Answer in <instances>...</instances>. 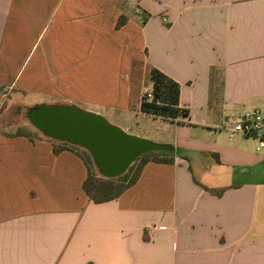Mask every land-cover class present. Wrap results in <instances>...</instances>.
<instances>
[{
  "label": "crops",
  "instance_id": "obj_1",
  "mask_svg": "<svg viewBox=\"0 0 264 264\" xmlns=\"http://www.w3.org/2000/svg\"><path fill=\"white\" fill-rule=\"evenodd\" d=\"M152 69L186 118L140 111ZM37 104L169 144L172 162L95 203L83 161L9 117ZM254 109L264 0H0V264H264V150L227 135Z\"/></svg>",
  "mask_w": 264,
  "mask_h": 264
},
{
  "label": "water",
  "instance_id": "obj_2",
  "mask_svg": "<svg viewBox=\"0 0 264 264\" xmlns=\"http://www.w3.org/2000/svg\"><path fill=\"white\" fill-rule=\"evenodd\" d=\"M24 116L43 136L87 151L98 175L104 178L122 175L143 154L173 152L169 144L127 134L101 115L73 105L37 104L27 108Z\"/></svg>",
  "mask_w": 264,
  "mask_h": 264
},
{
  "label": "trees",
  "instance_id": "obj_3",
  "mask_svg": "<svg viewBox=\"0 0 264 264\" xmlns=\"http://www.w3.org/2000/svg\"><path fill=\"white\" fill-rule=\"evenodd\" d=\"M121 21L117 22V25ZM152 83L153 99L148 101L142 97L140 111L168 120L186 118L188 110L178 105V85L165 75L152 69L149 74ZM53 152L68 150L75 153L85 165L86 178L82 182L81 189L85 195L95 203H101L116 198L122 191L128 188L136 180L142 166L147 162L171 163L172 158L169 153L153 151L138 157L122 174L114 178H104L96 174L92 169L90 155L83 151L78 152L77 146L69 145L65 142L51 140ZM80 148V147H79ZM82 149V148H81ZM136 163V165H135ZM94 165V164H93ZM133 165H135L133 169Z\"/></svg>",
  "mask_w": 264,
  "mask_h": 264
},
{
  "label": "built area",
  "instance_id": "obj_4",
  "mask_svg": "<svg viewBox=\"0 0 264 264\" xmlns=\"http://www.w3.org/2000/svg\"><path fill=\"white\" fill-rule=\"evenodd\" d=\"M146 100L153 99V94L147 91L143 95ZM227 135L252 138L256 141V150H264V109H254L233 121L227 128Z\"/></svg>",
  "mask_w": 264,
  "mask_h": 264
},
{
  "label": "rangeland",
  "instance_id": "obj_5",
  "mask_svg": "<svg viewBox=\"0 0 264 264\" xmlns=\"http://www.w3.org/2000/svg\"><path fill=\"white\" fill-rule=\"evenodd\" d=\"M25 111H26V110H21V111H18V113H17L16 111H11L9 117H10V118H18V119H22V118L24 117V113H25ZM76 150H77L78 152L83 151V149H81V148H79V147L76 148ZM86 153H87V152H86ZM135 165H136V163H135ZM135 165H133V169H134ZM92 169L97 173V170H96V168L94 167L93 164H92Z\"/></svg>",
  "mask_w": 264,
  "mask_h": 264
}]
</instances>
